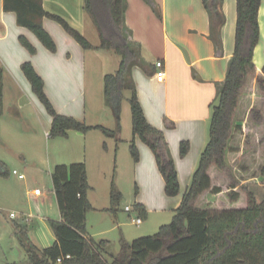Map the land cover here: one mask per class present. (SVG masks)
<instances>
[{
  "label": "trees",
  "instance_id": "trees-1",
  "mask_svg": "<svg viewBox=\"0 0 264 264\" xmlns=\"http://www.w3.org/2000/svg\"><path fill=\"white\" fill-rule=\"evenodd\" d=\"M3 3L5 11L15 12L17 23L32 30L52 52L57 46L43 25L45 17L61 24L84 49L93 47L65 18L45 10L43 0H3ZM203 3L217 32L225 20L221 10L223 0H203ZM261 4L262 0H237L235 48L218 99L212 104L208 141L172 221L155 234L132 241L122 237L120 249L115 252L109 238L95 239L88 234L87 213L94 206L88 196L92 186L86 163L57 164L52 170V183L61 218L50 221L54 243L39 248L29 238L26 226L17 224V235L31 264H264V200L258 202L249 188L251 181L264 182V65L259 69L254 62V51L261 38ZM84 10L98 30L97 49L113 50L120 58L117 70L104 75L105 102L116 127L87 125L58 113L44 91L43 78L28 60L21 67L51 114L49 136H67L71 129L84 132L99 129L106 137L121 141V103L124 90L129 89L132 156L139 161L138 137L156 156L166 194L178 195V173L165 134L149 122L136 87L128 80L133 65L143 64V60L139 47L132 44L126 33V0H84ZM155 10L160 13L158 6ZM19 41L31 54L36 53L25 35H20ZM6 76L0 63V115ZM189 147V141L183 140L182 156ZM8 172L0 160V174L5 176ZM121 197L112 180L111 204L115 206ZM135 205L145 213L143 204ZM67 255L70 257L66 258ZM58 258L62 261L58 262Z\"/></svg>",
  "mask_w": 264,
  "mask_h": 264
},
{
  "label": "rangeland",
  "instance_id": "rangeland-1",
  "mask_svg": "<svg viewBox=\"0 0 264 264\" xmlns=\"http://www.w3.org/2000/svg\"><path fill=\"white\" fill-rule=\"evenodd\" d=\"M83 5L84 0H81V5L75 10L67 13L60 9L58 11H62L69 24L87 38L92 48L84 49L61 24L51 18H47V27L44 22L43 25L54 39L56 51L52 52L45 47L28 28L27 31L39 47L25 36L36 48V60H44L41 52L45 50L49 55L63 54L65 58H71L72 63H77L75 48L86 52L85 76L77 67L62 59L56 58L52 64L42 63L38 67L32 64L43 78L44 91L58 113L73 116L87 125L102 124L108 127L114 116L105 102L104 75L117 70L120 58L113 50L97 49L100 36ZM223 5L221 10L227 21ZM157 15L159 17L160 13L157 12ZM22 74V79L17 77L14 82H4L3 114L0 115V160L9 171L8 175L0 174V264H31L17 235V224L26 226L29 238L39 248L54 243L55 234L50 221L59 219L60 210L53 192L52 170L62 162H88L89 183L92 186L88 196L94 206L87 213L88 234L95 239L109 238L113 250L120 249L122 237L132 241L137 237L155 234L162 225L169 224L181 203L183 193L192 181L201 156L195 158L193 154L188 157L190 141L180 140L175 152H171L172 146L169 144L170 155L178 173L180 193L168 196L156 156L143 141L144 147L154 157L155 165L154 171H151L152 165L146 158L147 174L144 179L137 177L136 164L141 160V152L137 146L140 158L135 161L130 151L133 131L129 89L124 90L121 103L122 140L118 143L113 137H106L99 129L88 132L71 129L67 136L50 137L51 114L33 91L23 70ZM99 134H103L109 144L103 156L97 152L95 144ZM183 140L190 144L185 156L181 155ZM102 146L106 148L104 143ZM14 170L18 173L14 174ZM112 180L122 193L120 202L115 206L110 199ZM35 188L43 192L41 197L35 198V195L29 194L28 191ZM249 188L258 202L264 200V182L251 181ZM140 194L145 197V202L139 201ZM137 202L145 206L144 214L136 207ZM126 206L132 210L127 211ZM12 212L17 215L16 218L10 217ZM137 217H142L139 225L135 222ZM26 218H30L29 221Z\"/></svg>",
  "mask_w": 264,
  "mask_h": 264
},
{
  "label": "crops",
  "instance_id": "crops-1",
  "mask_svg": "<svg viewBox=\"0 0 264 264\" xmlns=\"http://www.w3.org/2000/svg\"><path fill=\"white\" fill-rule=\"evenodd\" d=\"M79 5L81 0H43L45 10L63 18V12L75 10ZM155 6L159 7V17ZM223 9L227 21L224 20L215 32L211 14L203 0H126V33L132 44L139 47L143 60V64L133 65L128 80L135 85L149 122L164 132L168 144L172 146L171 152H175L180 140L187 139L191 143L188 157L194 154L197 158L208 141L212 104L218 99L235 48L237 0H225ZM47 18L43 19L46 27ZM259 21L261 38L254 51V62L261 69L264 65V0ZM20 35H26L39 47L26 27L17 23L16 13L5 11L3 0H0V63L7 74L5 81L14 82L17 77L22 79L21 66L25 61L30 60L38 67L42 63L52 64L56 58L74 65L85 76L86 52L75 48L77 63L73 61L74 64L63 54L49 55L45 50L41 52L44 60H36V53L31 54L21 45ZM159 59L164 61L166 68L163 82L158 81L155 75V62ZM108 127H116L115 118ZM104 142L106 148L102 146ZM95 144L97 152L103 156V151L109 147L103 134L96 136ZM136 144L141 152V160L136 164L137 177L144 179L147 174L145 159H149L151 171H154L155 160L138 137ZM85 163L89 179V165L87 161ZM35 189L28 191L31 196ZM41 195H35V198ZM138 199L146 201L142 194Z\"/></svg>",
  "mask_w": 264,
  "mask_h": 264
},
{
  "label": "built area",
  "instance_id": "built-area-1",
  "mask_svg": "<svg viewBox=\"0 0 264 264\" xmlns=\"http://www.w3.org/2000/svg\"><path fill=\"white\" fill-rule=\"evenodd\" d=\"M155 67H156V72H155V75H156V78L158 81L160 82H163L165 81L166 79V68H165V63L163 60L159 59L155 62ZM14 174H17L18 172L16 170L13 171ZM23 176V175H22ZM32 194L33 195H36V196H39L42 194V191L39 189V188H36L35 190L32 191ZM127 211H131L132 208L130 206H126L125 208ZM10 217L11 218H16L17 215L12 212L10 213ZM30 219V218H29ZM29 219L26 218V221H29ZM135 222L139 225L142 223V218L141 217H137L135 219ZM70 255H67L66 258H69ZM62 261V258H58V262H61Z\"/></svg>",
  "mask_w": 264,
  "mask_h": 264
}]
</instances>
